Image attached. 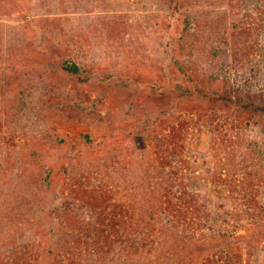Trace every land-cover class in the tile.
<instances>
[{
    "label": "rangeland",
    "instance_id": "rangeland-1",
    "mask_svg": "<svg viewBox=\"0 0 264 264\" xmlns=\"http://www.w3.org/2000/svg\"><path fill=\"white\" fill-rule=\"evenodd\" d=\"M262 2L249 14L230 0H0V255L28 246L38 256L29 264H44L39 252L65 250L72 226L60 214L73 199L61 196L63 165L70 180L90 188L104 183L117 202L137 199L147 219H159L153 188L174 172L212 213L199 225L205 241L229 233L241 264H264V119L232 118L220 131L231 147H223L205 116L180 112L167 97L163 102L175 103L170 113L189 127L182 163L163 170L152 164L146 133L161 102L148 99L144 79L156 82L182 66L237 84L248 79L264 92V27L243 68H233L230 56L232 33L264 26ZM50 45L98 86H84L88 101L60 90L61 106L42 87L27 86L41 70L29 65L32 54L45 56ZM9 88L21 91L24 105L8 113ZM227 178L236 181L234 189L221 184ZM249 183H256L253 191ZM188 236H158L150 260L198 264ZM122 250L104 264H139ZM82 260L77 264L101 263L99 256Z\"/></svg>",
    "mask_w": 264,
    "mask_h": 264
},
{
    "label": "trees",
    "instance_id": "trees-1",
    "mask_svg": "<svg viewBox=\"0 0 264 264\" xmlns=\"http://www.w3.org/2000/svg\"><path fill=\"white\" fill-rule=\"evenodd\" d=\"M234 4L241 13H251L258 9L260 11L263 7L262 0H230L231 8ZM242 17L244 18L245 15ZM246 17L250 16L246 14ZM260 21L264 19L260 17ZM263 27L259 23L255 29L246 27L231 34L230 56L233 68L244 67L246 63L244 61L259 45L260 31ZM60 59H62L61 52L53 45H50L49 52L45 56L34 52L30 60L32 63L29 65L41 70L35 71L39 74V78L29 82L27 86L42 87L46 93L52 94L50 98L55 102L59 100L55 94L60 90H64L65 95L72 98L83 96L88 101L89 96L84 92V86H98L90 82L87 76H82L74 64ZM179 68L172 74H166V76L161 74L162 76L160 75L156 82H150L144 77L147 79L145 84L149 89L148 99L161 102L158 107H153L152 114L156 112L157 117L152 119L151 129L146 133H149L147 137L151 140V150L154 153L152 164L160 166L163 170L182 163L183 136L189 127L187 122L179 121L170 113L175 108V103V109H181L180 112H196L199 116H205L207 122L219 129V133L224 124H228L232 118L264 119V92L254 89L250 80L245 79L237 84L226 79H219L212 74L205 76L202 70L182 68V66ZM70 85L74 89L72 92L65 90ZM167 97L173 98L176 102L173 104L163 102ZM138 99L142 100L143 97ZM4 103L7 106L5 111L8 113L20 110L24 105L21 91L10 90L5 95ZM57 103L61 106L63 104L60 101ZM139 103L143 102L139 101ZM220 117H223V121ZM137 131L139 135H143L141 130ZM221 134H219L220 138ZM222 141L227 143L221 144L223 147H231L227 137ZM62 169L66 175L61 177L63 182L61 196L67 193L73 199L70 200L73 203L67 201L69 204L65 205V209L62 208L60 215L65 217V223L70 222L71 234H67V237L72 239L68 241L62 252L58 250L42 254L39 252L38 254L44 257V264H64V261L77 264L79 260H81L80 263L83 261V257L88 259L94 256H99L101 262L99 264H104L105 257L121 249L130 257L137 256L141 259L139 264H154L149 255L156 251L158 236H163L164 233L173 236L180 233L189 234L188 238H191V245H193L194 261L198 264H241L238 248L228 244L231 239L229 233H218L209 239V243L206 242L208 239L205 241L199 225L209 222L212 213L199 195L187 190L182 176L170 172V175H166L162 181L163 186L158 183L159 188H153L152 194L156 199L154 209L158 211L159 219L153 216L150 220L146 218L137 199L130 202H117L111 197L112 191L110 189L108 191L104 183L99 182L98 186L90 188L89 183L86 186L78 179L70 180L63 165ZM222 183L233 188L236 181L233 178H227L221 181ZM249 184V191H253L256 183ZM244 192L247 193V191ZM253 196L250 198L252 203L255 202ZM245 199L246 196H243V200ZM217 244L219 246L214 250L213 246ZM38 245L42 248V244L38 243ZM204 245H207L206 248ZM37 257V255H31L28 246H21L7 254H1L0 261L3 264H29L31 259H38ZM181 260L178 264L184 263V258Z\"/></svg>",
    "mask_w": 264,
    "mask_h": 264
}]
</instances>
